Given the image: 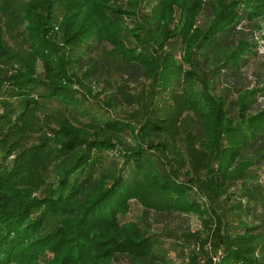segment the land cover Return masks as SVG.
<instances>
[{
  "label": "trees",
  "instance_id": "trees-1",
  "mask_svg": "<svg viewBox=\"0 0 264 264\" xmlns=\"http://www.w3.org/2000/svg\"><path fill=\"white\" fill-rule=\"evenodd\" d=\"M2 1L7 8L12 4L19 8L12 9L15 14L10 12L6 30L12 34L19 22L22 41L29 49L25 55L11 51L3 41L5 29L0 27V97H21L17 120L31 107L36 109L38 100L57 101L53 120L46 122L51 133L37 144L42 150L49 147V154L55 153L57 158L51 160L44 175L33 169L29 184L22 186L11 177L10 167L0 169V262L170 264V257L159 250L162 246L155 233H146L134 221L120 220L129 211L130 201L135 200L151 211L154 222L165 221L161 226L167 229L173 225L170 230H180L186 220L176 223L169 217L196 216L204 238L211 240L213 257L218 256L214 262L207 256L205 264H264V253L257 252L258 248L264 250V198L244 207L261 223L224 234L220 228L211 230L212 216L222 220L221 214L218 208L211 207L210 211L205 203L206 199H217L228 182L236 179L249 198L256 199L245 179L253 175L250 168L264 166V107L254 114L247 112L258 96H264V84L243 90L238 83L243 67L257 54L245 29H256L264 36V0H156L144 15V25L134 22L129 27L126 21L136 18L137 1L130 2L127 9L110 0ZM204 10L211 16L207 26H194ZM56 37L67 48L60 46ZM168 39L181 46L185 58L194 47L200 48L203 70L217 68L220 80L234 90L216 100L202 91L209 101L208 111L192 124L206 155L202 182H195L192 176L177 179L156 168L152 149L183 158L168 139L173 117L148 115L136 129L119 119H99L73 88L68 72L75 60L71 56L88 54L87 59L77 61H90L91 54L106 43L109 54L128 70L153 76L167 91L183 78L185 82L194 78V72L186 73L171 53L158 54L157 48L163 49ZM38 63L44 67L42 76L35 68ZM96 65L95 60L84 76H94ZM7 120L8 115H0L2 136L7 133L2 132L4 125L24 137V128L15 123L7 125ZM124 131H131L132 147H119L116 139ZM1 148L6 150V146ZM109 153L121 158L120 170L106 165L115 159ZM49 173L55 180L45 195H32L31 185ZM196 184L200 192L194 197L191 193ZM186 237L178 247L191 243V236ZM182 250L174 251L176 257Z\"/></svg>",
  "mask_w": 264,
  "mask_h": 264
},
{
  "label": "rangeland",
  "instance_id": "rangeland-1",
  "mask_svg": "<svg viewBox=\"0 0 264 264\" xmlns=\"http://www.w3.org/2000/svg\"><path fill=\"white\" fill-rule=\"evenodd\" d=\"M134 1H137L138 4L136 7V18L126 21L128 27L132 26L134 22L144 25V15L150 12L156 0H110V3L122 9H127L130 2ZM202 1L206 2L207 0ZM3 3L4 1L0 3V27L5 29L3 41L11 51H15L19 55H25L29 48L27 47V43L22 41L24 38L21 33L22 26L19 22H16L14 30L11 31L12 34L6 30L8 29V25H10V21L8 20L10 12L15 14L12 9L18 11L19 8L15 5L13 6V4L10 8H7ZM210 18L211 16L208 17L207 12L204 10L197 17L194 26L205 28ZM255 30L253 28L245 29L249 42L255 44L253 49H256L257 54L242 69L243 75L238 85L243 90H251L264 84V36L258 30ZM54 40L60 46H65L59 37H56ZM173 40L168 39L163 49L158 47V54L163 56L165 55L164 52L171 53L175 60L183 66L186 73L189 70L194 72L195 79L193 78L191 81L185 82L183 78L182 81L174 84L173 88L167 91H164L157 84L153 76L146 75L141 70H128L120 60L109 54L110 46L106 43L100 46L99 52L91 54L90 61H77V58L87 59L88 54H76V57H74L69 53L76 61L74 60L70 64L68 72L71 74L73 88L77 90L80 97L85 98L84 103L89 106L92 110L91 112L97 113L99 119H119L128 122V124L136 129L148 115H155L157 113L160 117L166 115L173 117L174 120L171 123L168 139L172 143L175 152L179 153L183 158L181 160L177 157V154L169 151L152 149L151 152H154L157 157L156 168L168 172L170 175L177 177V179H189L192 176L195 182H202L204 181L206 155L197 143L192 125L194 119L199 114L208 111L207 104L209 101L207 102V98L203 96L205 93H202V91H206L210 96L209 98L216 100L222 98V96L224 97L227 91L233 92L234 90L229 84L220 80L216 72L217 68L203 70V67L199 65V60L203 58V52L200 48L194 47L189 55L190 57L185 58L181 46ZM95 60L97 65L94 76H84L87 68ZM35 68L40 76L44 75L42 63H38ZM231 99H233V95L228 97V106ZM20 100L21 97H9L6 95L0 97V115L5 114L9 118L7 120L8 123L5 124L15 123L18 127L25 130L22 133L24 137H21V134L18 135L17 132L11 129L10 131L6 130L4 125L2 126V132L7 133L2 136L0 132V138L4 141L3 143L0 142V147L6 146V150L0 149V169L2 166L10 167L12 169L11 177L14 178L13 180L18 186L29 184L27 181L28 175L32 173L33 169L38 170L39 174H43L47 170L51 160L57 158V154H49V147L42 150L43 147L41 148L37 145L40 143V138L51 133L46 126V122L53 120L51 114L56 110L57 101L38 100L36 109L33 110L31 107L25 116L17 120L16 117L22 110ZM263 107L264 96H258L256 102L247 113L254 114ZM234 112H229L228 115L235 116ZM79 122H82L80 118ZM116 140L120 144V148H129L134 145L131 131H124L121 137ZM109 156L113 157L114 155L113 153H109ZM169 156L170 158H168ZM106 165H109L111 168L113 167L115 170H120L122 168V160L115 157L110 164L106 163ZM263 167L250 168L249 171L253 175L247 176V180L245 179L246 183H249V187L252 188L251 192L256 196V199L249 198L241 188L238 179L229 181L228 186L223 189L217 199H206L205 203L208 204L209 210L211 211V207L218 208L219 210L216 209L217 213L221 214L220 217L222 219L218 220L213 215L210 224L211 230L214 228H225L226 226L236 228V223L234 222L238 219L254 223L255 219L249 216L244 207L249 206L258 198H264ZM186 170L189 171V176L188 171L185 174ZM54 180L55 177L51 173L42 177L41 181L38 179V182L32 184L30 187V189H33L32 195L43 197L50 183L54 182ZM197 185L191 193L194 197L199 196L198 193L200 191ZM152 217L150 210L145 209L135 200H131L129 211L125 215L120 216V220L122 222L134 221L146 233H155L159 237V242L162 246L159 250L171 258L170 264L206 263L211 240L204 238L205 232L202 231V227L200 226L202 225L201 221L196 216L175 215L169 217L170 219H175L176 223H179L181 219L186 220V226H181L180 230L176 228L170 230L169 228H172L173 225H168V229L164 228L157 224V222H154L155 220ZM186 236H191L189 238L191 243L178 247L180 243L185 242ZM166 243L169 244L167 245ZM180 248H183L181 251L182 255L176 257L174 251L180 250ZM257 252L261 255L264 253V250L258 248ZM201 260H203L202 263L200 262ZM212 262H214L213 259ZM0 264L8 263L0 262Z\"/></svg>",
  "mask_w": 264,
  "mask_h": 264
},
{
  "label": "crops",
  "instance_id": "crops-1",
  "mask_svg": "<svg viewBox=\"0 0 264 264\" xmlns=\"http://www.w3.org/2000/svg\"><path fill=\"white\" fill-rule=\"evenodd\" d=\"M255 220H254V223L252 224V223H250V222H247V221H245L244 219H242V220H236L234 223H236V228L234 227V228H232V227H225V228H221V233H226L227 231H230V230H241L242 229V227L244 226V225H246V224H248V225H255V224H259V223H261V220L260 219H258V218H254ZM165 221H159V222H157V224H159L160 226L161 225H163V223H164ZM167 245L169 244V243H166ZM163 246H164V244H163ZM208 252H209V256L210 257H213V255H214V253H212V247L210 246V248H208ZM218 257V256H217ZM171 259V258H170ZM201 263L203 262V260H201L200 261Z\"/></svg>",
  "mask_w": 264,
  "mask_h": 264
},
{
  "label": "built area",
  "instance_id": "built-area-1",
  "mask_svg": "<svg viewBox=\"0 0 264 264\" xmlns=\"http://www.w3.org/2000/svg\"><path fill=\"white\" fill-rule=\"evenodd\" d=\"M217 258H218V257H217V256H215V257H213L212 259H213V261H216V260H217Z\"/></svg>",
  "mask_w": 264,
  "mask_h": 264
}]
</instances>
